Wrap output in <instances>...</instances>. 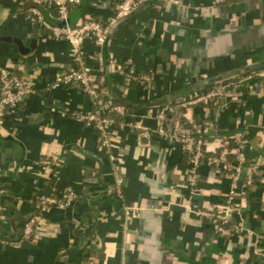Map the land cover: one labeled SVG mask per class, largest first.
<instances>
[{
	"label": "crops",
	"instance_id": "0c3cea01",
	"mask_svg": "<svg viewBox=\"0 0 264 264\" xmlns=\"http://www.w3.org/2000/svg\"><path fill=\"white\" fill-rule=\"evenodd\" d=\"M117 1L82 0L70 23L107 22ZM37 3L0 0V66L38 90L0 127V264H264V85L245 77L264 66V0H149L112 27L103 47L107 90L140 125L113 131L115 162L99 132L78 117L93 108L81 85L47 86L75 62L70 42L47 33L30 12ZM98 49L84 40L88 66L96 67ZM110 60L150 73L151 84L129 81ZM223 81L231 83L225 97L163 114L168 136L153 131L138 141L140 132L159 127L155 114L163 106ZM184 119L210 152L221 136L244 133L240 183L246 165L258 160L230 234L197 213L223 206L232 178L204 157L192 183L190 156L176 139ZM42 158L51 163L37 164ZM68 186L78 194L71 205L41 210L42 194ZM36 214L34 233L24 238L23 222Z\"/></svg>",
	"mask_w": 264,
	"mask_h": 264
},
{
	"label": "built area",
	"instance_id": "2783aa9c",
	"mask_svg": "<svg viewBox=\"0 0 264 264\" xmlns=\"http://www.w3.org/2000/svg\"><path fill=\"white\" fill-rule=\"evenodd\" d=\"M82 0H38L37 6L30 9V12L36 17L42 28L50 35L56 38H66L70 42V56L75 62V67L57 73L54 78L47 83L52 88L63 85L80 84L83 90L89 94L92 100L93 108L89 112H81L78 117L82 118L88 126L95 128L99 132L102 146L107 150L113 162L116 161L117 155L113 151L111 135L119 127L134 129L140 127L134 115L128 112L124 102L116 101L107 90V76L104 73V54L103 47L110 35L111 29L117 22L129 16L139 6L149 0H118L115 4L114 12L107 22H100L96 19L86 18L83 21L71 24L69 22L70 11L73 7L80 4ZM180 4V0H171ZM233 0H214L215 3H221ZM49 3V5H48ZM43 6H47L44 8ZM43 8V9H42ZM43 10L48 11L52 19L58 22L53 24L47 19ZM91 39L99 48L92 54L96 61V67H90L86 63V52L84 50V40ZM111 62L113 60H110ZM117 71L125 76L129 81L140 83L148 86L152 82V75L146 72H139L133 65L124 67L116 61ZM248 78H259L264 85V67L254 73L245 76ZM231 83L222 82L208 89L196 92L188 98H184L175 104H167L162 107L160 112L155 114L159 120V127L156 130H144L137 136L140 142L142 136L150 137L155 131L159 135L168 136L165 124L162 120L163 114H170L177 110L185 112L192 106L200 103L211 104L219 98L225 97ZM38 90L27 83L24 78L18 77L17 74L6 66H0V127H3L10 110L21 104L25 98ZM164 119V117H163ZM198 134V136H197ZM176 139L182 144V147L190 155L193 165L192 183H196L199 175V167L204 157H209L213 163H218L229 172L232 181L226 201L223 206L216 208L199 207L197 213L207 218L214 224L217 231L222 234H230L235 227L229 224L233 214L241 217L243 212V202L246 200V192L254 184L255 171L258 167V160L246 165L247 174L240 183V171L245 163V156L242 153V147L245 142V135L238 131L231 135H224L220 138V153L209 155L207 142L201 134L196 131L194 124L184 125L180 123L177 128ZM234 144V145H233ZM234 154V159L229 157ZM37 164L49 165L50 158H42ZM122 181L123 178L116 174L114 191L122 198ZM77 190L74 187H66L60 195L56 192H45L41 195V210L48 209L51 205L66 208L71 205L77 198ZM38 214L28 217L23 222V237L32 236L37 223ZM0 239L1 236H0ZM264 255V251H260Z\"/></svg>",
	"mask_w": 264,
	"mask_h": 264
},
{
	"label": "trees",
	"instance_id": "16d2710c",
	"mask_svg": "<svg viewBox=\"0 0 264 264\" xmlns=\"http://www.w3.org/2000/svg\"><path fill=\"white\" fill-rule=\"evenodd\" d=\"M52 23L53 24H56L57 22H53L52 21ZM264 67V66H263ZM262 67V68H263ZM259 70V69H258ZM255 71H257V70H253V71H250V72H248V73H246V75L247 74H251V73H254ZM224 81H226V80H224ZM223 81V82H224ZM116 101H119V99L116 97V99H115ZM120 102H124L125 104H126V106H127V108H128V105H127V103L125 102V101H120ZM129 109V108H128ZM129 113H130V110L128 111ZM131 114V113H130ZM184 125H190V123H188V122H186V119H184L183 120V122H182ZM197 136H198V134H197ZM204 139L206 138L205 136H203V135H201ZM234 145V144H233ZM208 153H209V155H213V154H218V153H220V149L218 148L217 150H214V151H212V152H210V151H208ZM189 154V153H188ZM190 156V155H189ZM234 154H229V157L231 158V159H234ZM23 231V230H22Z\"/></svg>",
	"mask_w": 264,
	"mask_h": 264
},
{
	"label": "water",
	"instance_id": "95a60500",
	"mask_svg": "<svg viewBox=\"0 0 264 264\" xmlns=\"http://www.w3.org/2000/svg\"><path fill=\"white\" fill-rule=\"evenodd\" d=\"M69 22H70V20H69ZM111 37V32H110V35H109V37H108V39H107V41L109 40V38Z\"/></svg>",
	"mask_w": 264,
	"mask_h": 264
}]
</instances>
